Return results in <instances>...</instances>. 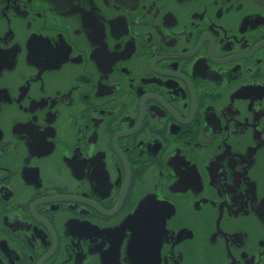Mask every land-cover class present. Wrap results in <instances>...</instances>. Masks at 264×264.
I'll use <instances>...</instances> for the list:
<instances>
[{"label": "flooded vegetation", "instance_id": "obj_1", "mask_svg": "<svg viewBox=\"0 0 264 264\" xmlns=\"http://www.w3.org/2000/svg\"><path fill=\"white\" fill-rule=\"evenodd\" d=\"M0 264H264V0H0Z\"/></svg>", "mask_w": 264, "mask_h": 264}]
</instances>
